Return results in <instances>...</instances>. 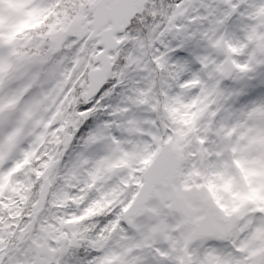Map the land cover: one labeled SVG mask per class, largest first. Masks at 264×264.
Wrapping results in <instances>:
<instances>
[{"label":"snow or ice","instance_id":"obj_1","mask_svg":"<svg viewBox=\"0 0 264 264\" xmlns=\"http://www.w3.org/2000/svg\"><path fill=\"white\" fill-rule=\"evenodd\" d=\"M0 264H264V0H0Z\"/></svg>","mask_w":264,"mask_h":264}]
</instances>
